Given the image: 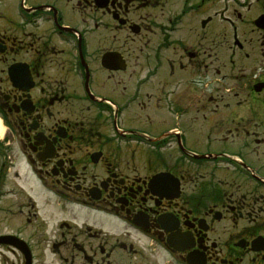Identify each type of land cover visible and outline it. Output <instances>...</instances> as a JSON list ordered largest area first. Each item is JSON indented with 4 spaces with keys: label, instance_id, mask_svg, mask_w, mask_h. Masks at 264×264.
Listing matches in <instances>:
<instances>
[{
    "label": "flooded vegetation",
    "instance_id": "af4514ba",
    "mask_svg": "<svg viewBox=\"0 0 264 264\" xmlns=\"http://www.w3.org/2000/svg\"><path fill=\"white\" fill-rule=\"evenodd\" d=\"M2 3L5 264H264V0Z\"/></svg>",
    "mask_w": 264,
    "mask_h": 264
},
{
    "label": "rangeland",
    "instance_id": "374dc122",
    "mask_svg": "<svg viewBox=\"0 0 264 264\" xmlns=\"http://www.w3.org/2000/svg\"><path fill=\"white\" fill-rule=\"evenodd\" d=\"M22 164V163H21ZM20 164V165H21ZM19 165V166H20ZM21 170V169H20ZM51 198H53V197H51ZM69 217L71 218L72 217V215L71 214H69ZM5 226V222H4V220H1L0 219V231H2V229H3V227ZM2 251H4V250H2ZM3 253V252H2ZM157 257H158V255H157ZM4 262H5V256H4V254H1L0 255V264H4Z\"/></svg>",
    "mask_w": 264,
    "mask_h": 264
},
{
    "label": "bare ground",
    "instance_id": "6f19581e",
    "mask_svg": "<svg viewBox=\"0 0 264 264\" xmlns=\"http://www.w3.org/2000/svg\"><path fill=\"white\" fill-rule=\"evenodd\" d=\"M3 126H2V124H1V121H0V134H2V132H3Z\"/></svg>",
    "mask_w": 264,
    "mask_h": 264
}]
</instances>
